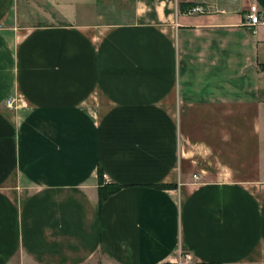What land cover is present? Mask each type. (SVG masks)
I'll use <instances>...</instances> for the list:
<instances>
[{
	"label": "crops",
	"instance_id": "0c3cea01",
	"mask_svg": "<svg viewBox=\"0 0 264 264\" xmlns=\"http://www.w3.org/2000/svg\"><path fill=\"white\" fill-rule=\"evenodd\" d=\"M251 11L264 0H0V264H264ZM100 172L123 186L101 207Z\"/></svg>",
	"mask_w": 264,
	"mask_h": 264
},
{
	"label": "built area",
	"instance_id": "2783aa9c",
	"mask_svg": "<svg viewBox=\"0 0 264 264\" xmlns=\"http://www.w3.org/2000/svg\"><path fill=\"white\" fill-rule=\"evenodd\" d=\"M212 7L210 5H198L189 10L192 14H205L208 13ZM245 23L248 30L252 33H255L257 28L261 25H264V15L257 11H251L246 15ZM11 104V101H9ZM191 255L189 253L183 252L181 254V261L180 264L183 262H189L191 259Z\"/></svg>",
	"mask_w": 264,
	"mask_h": 264
},
{
	"label": "trees",
	"instance_id": "16d2710c",
	"mask_svg": "<svg viewBox=\"0 0 264 264\" xmlns=\"http://www.w3.org/2000/svg\"><path fill=\"white\" fill-rule=\"evenodd\" d=\"M182 9H184V6H182ZM104 175L102 172L99 173V205L100 207L102 204L112 195L118 193L121 189H123V186L114 184V183H105L104 182ZM157 189H173L174 186L172 185H156Z\"/></svg>",
	"mask_w": 264,
	"mask_h": 264
},
{
	"label": "rangeland",
	"instance_id": "374dc122",
	"mask_svg": "<svg viewBox=\"0 0 264 264\" xmlns=\"http://www.w3.org/2000/svg\"><path fill=\"white\" fill-rule=\"evenodd\" d=\"M9 101H11V104H9ZM16 97H9L8 99H7V101H6V107L8 108V109H12V108H14V106H15V103H16ZM16 109V108H15ZM195 178H197V176H194ZM104 178V177H103ZM104 182L105 183H107L106 182V179L104 178ZM181 254H182V252H181ZM190 255H191V257H192V254L191 253H189ZM192 260V258L189 260V262ZM180 261H181V257H180V260H179V264H180ZM186 263H188V262H182L181 264H186Z\"/></svg>",
	"mask_w": 264,
	"mask_h": 264
}]
</instances>
